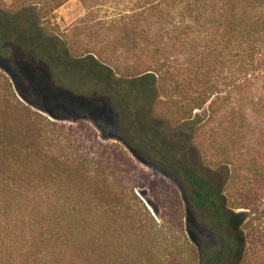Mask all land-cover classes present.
I'll list each match as a JSON object with an SVG mask.
<instances>
[{
	"label": "trees",
	"instance_id": "16d2710c",
	"mask_svg": "<svg viewBox=\"0 0 264 264\" xmlns=\"http://www.w3.org/2000/svg\"><path fill=\"white\" fill-rule=\"evenodd\" d=\"M68 1L1 0L0 57L44 69L75 93L87 86L94 96L115 101L132 120L129 138L138 140L137 148L147 143L180 175L192 209L209 220L219 247L201 256L188 238L177 198L167 197L170 219L164 216L163 224L147 208L143 213L125 203L121 178L132 169L121 167L118 154L109 160L104 154L88 156L73 143H62L56 129L31 143V134L24 137L27 116L20 114L21 122L11 118L29 108L24 101L30 99L17 84L12 97L0 92V217L7 221L0 218V264H246L249 214L237 209L253 206L246 197L234 202L214 187L149 122L158 107H166L164 114L179 124L208 102L211 118L247 97L249 105L254 102L252 81L264 77V0H139L112 21L116 29L91 46L73 44L68 31L65 38L47 33V20ZM30 163L49 172L41 181L49 186L58 180L51 172H71L69 181L80 188L75 197L90 198L93 207L83 208L72 197L61 204L44 194L46 205L30 210L28 204L35 203L30 185L38 178L26 173ZM240 176L238 169L232 173L231 195L240 188ZM18 208L21 216L14 220Z\"/></svg>",
	"mask_w": 264,
	"mask_h": 264
},
{
	"label": "rangeland",
	"instance_id": "374dc122",
	"mask_svg": "<svg viewBox=\"0 0 264 264\" xmlns=\"http://www.w3.org/2000/svg\"><path fill=\"white\" fill-rule=\"evenodd\" d=\"M5 1L11 4L17 0ZM88 1L93 4L92 7L88 8L82 0H69L57 9L46 22L49 21L47 33L61 37L63 32L68 31L65 35L73 44L91 46L108 36L109 30L116 29L112 28V21H118L139 0ZM33 7L39 9L41 5ZM130 52L132 56L139 53L134 49ZM78 79L81 81L82 78ZM72 80L70 83L74 85L75 77ZM17 84L28 95L30 102H25L20 96L19 99L31 109L22 108V113L17 112L16 117L14 114L11 118L14 122H21L19 115L24 113L27 116L24 137L31 134V143H37L36 135L41 133L47 137L54 134L52 129H56L62 143H73L75 148L88 151V156L104 154L109 160L111 153L118 154L122 158L121 167L132 169L131 176L123 174L121 178L125 203L137 205L143 213L147 208L156 221L163 224L164 216L170 219L171 204L167 197L177 198L183 206L188 238L201 256L219 247L217 232L209 225V220L192 209L187 187L180 175L160 161L147 143L137 148L138 140L129 138L128 127L132 120L115 105V101L105 96H94L87 86L75 93L71 87L56 84L44 69L0 57L1 95L12 97ZM250 93L255 97L250 105L247 97L234 106H228L226 113L221 112L211 118L208 102L204 109L195 111L192 119L179 124H174L170 116L164 114L166 107L154 108L149 124L151 129L164 137L179 158L188 160L214 187L225 191L224 194L234 202L246 197V204L252 205V210L237 209L249 214L246 221L251 227L247 230L248 234L251 232L248 237L250 256L246 264H264V77L254 78ZM205 121L208 123L198 129ZM18 126V130L22 128L20 123ZM114 158L111 156L110 159ZM27 169V174L38 177L37 183L30 185L32 190L28 189L31 191L29 197L35 198V203L28 204L30 210L35 205H46L44 194L52 195L61 204L72 197L83 208L93 207L90 198L75 197L80 188L77 183L69 181L71 172L68 174L63 168L59 172H51L50 175H57L58 180L49 186L41 182L44 174L49 172H41L32 163L27 164ZM237 169L241 175L238 181L240 188H236L237 193L231 195L228 189L232 173ZM26 210L22 207L21 212L25 214ZM13 212L14 220L21 216L19 208ZM14 224L18 226L20 223L15 221Z\"/></svg>",
	"mask_w": 264,
	"mask_h": 264
}]
</instances>
